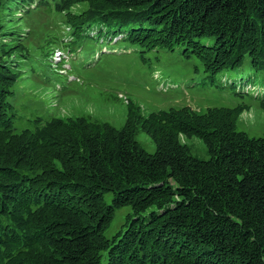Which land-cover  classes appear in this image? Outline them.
Listing matches in <instances>:
<instances>
[{"label":"trees","instance_id":"16d2710c","mask_svg":"<svg viewBox=\"0 0 264 264\" xmlns=\"http://www.w3.org/2000/svg\"><path fill=\"white\" fill-rule=\"evenodd\" d=\"M52 2L82 6L66 17L72 42L121 35L114 42L174 51L210 77L225 75L229 88L236 78L264 80V0ZM16 45L0 42V264H264V136L237 129L246 101L146 114L133 103L120 127L83 115H36L19 127ZM234 93L264 110V96ZM181 136L200 138L208 158ZM122 206L131 212L106 237Z\"/></svg>","mask_w":264,"mask_h":264},{"label":"rangeland","instance_id":"374dc122","mask_svg":"<svg viewBox=\"0 0 264 264\" xmlns=\"http://www.w3.org/2000/svg\"><path fill=\"white\" fill-rule=\"evenodd\" d=\"M39 2L8 0L9 10L0 14L1 33L6 35L0 42L8 49L13 44L18 46L17 53L9 57L11 65L20 72L15 85L17 95L12 97L17 105L15 126H29L27 118L36 115L41 118L83 115L120 127L126 120L128 106L133 103L146 114L169 106L204 110L209 106L233 107L246 101L248 107L241 111L237 129L251 137L264 136V110L258 101L234 93L264 96V80L249 82L236 78V86L229 88L225 75L210 77L193 63L181 61L174 51L139 52L137 48L114 42L121 35L111 40L105 37L97 43L88 37L72 42L66 17L80 12L82 6L57 10L52 0L38 5ZM96 32L94 29L89 34L95 36ZM94 48L97 51L93 53ZM136 140L146 151L154 152V142L145 132L139 131ZM181 140L192 155L208 158L206 145L200 138L181 136ZM110 199V194L104 196L105 202ZM130 212L129 206L115 209L114 218L105 230L106 237L119 229Z\"/></svg>","mask_w":264,"mask_h":264},{"label":"bare ground","instance_id":"6f19581e","mask_svg":"<svg viewBox=\"0 0 264 264\" xmlns=\"http://www.w3.org/2000/svg\"><path fill=\"white\" fill-rule=\"evenodd\" d=\"M58 55H61L60 52H57ZM64 55V54H63ZM61 57V56H60Z\"/></svg>","mask_w":264,"mask_h":264}]
</instances>
